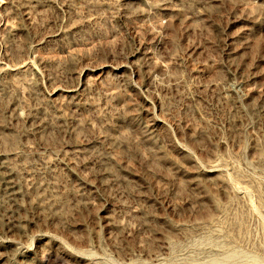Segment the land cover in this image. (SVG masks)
<instances>
[{"label":"rangeland","instance_id":"374dc122","mask_svg":"<svg viewBox=\"0 0 264 264\" xmlns=\"http://www.w3.org/2000/svg\"><path fill=\"white\" fill-rule=\"evenodd\" d=\"M0 264H264V0H0Z\"/></svg>","mask_w":264,"mask_h":264}]
</instances>
